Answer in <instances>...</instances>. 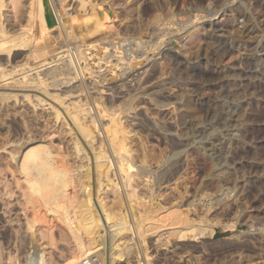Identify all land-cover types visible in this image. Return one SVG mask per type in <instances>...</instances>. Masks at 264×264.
Segmentation results:
<instances>
[{
  "label": "rangeland",
  "instance_id": "1",
  "mask_svg": "<svg viewBox=\"0 0 264 264\" xmlns=\"http://www.w3.org/2000/svg\"><path fill=\"white\" fill-rule=\"evenodd\" d=\"M29 1L8 0L11 11L7 12L5 30L8 29V32L16 33L23 28L24 23L22 21H24ZM49 1L53 3L57 12L60 8L57 7L61 5L64 9L62 11L66 15L69 14L70 17L75 18L69 4L71 0ZM101 1L104 13H107L108 19L110 18V28H114L115 31L117 30L120 33V36L124 35L130 38L131 41L136 39V41L146 43V54L140 52L141 50H135V45L130 44L129 51L134 50L130 53L131 59L134 58L133 61L135 60L137 66L134 63L130 65L133 62L131 59L124 60L116 55L113 49H107L101 44L100 46L90 43L91 47L88 42L70 44L67 37L62 35L61 40L65 39V42L62 40L63 44L69 46V48L73 46L78 48L75 50L76 48L73 47V52L76 55L68 56L65 51L60 55L44 54L36 65L47 64L38 73L40 74L38 76L49 82L56 80V89L61 96L70 93L69 89H71L72 95L79 94L81 98L86 97L87 100L95 95L100 105L109 106L112 103L119 107L122 105L129 107L136 105V103L141 106L144 105L145 110L139 111L133 125L139 136V143L142 144L140 146L150 162L156 163L165 160L167 162L164 161L166 168L170 169L169 173H174L173 178L171 177L172 179L170 178L171 180L167 182L172 186L173 193L163 196L162 201L168 205L174 200L173 197L181 196L183 201L179 209L184 212L189 210L192 218L197 221L200 218L204 224L208 222L209 225L206 224V226H210L214 233L212 238H207V235H199L195 241H191L189 245L194 250L192 256L177 264H264V239L256 235L255 226L249 228L251 232L247 239L241 238V235L247 233V223H250V221L256 222L258 226L262 224L263 227L264 225V58L262 56L264 53V0H168L169 7L160 4L159 9L156 10L157 12L159 10V13L161 12V16L171 19V23L165 26L166 41L163 44L161 43L159 48L155 47H158L157 36L162 34V25L147 26L144 17L135 20L130 10L131 8L134 10L143 7L149 12V0H124V4L126 3L125 5L129 9L126 7L122 9V7L115 4L116 0ZM157 1L162 2V0ZM168 8H170V11H167ZM88 9H85V12L89 13L94 10ZM9 16L10 19H8ZM57 16L59 19V15ZM181 19L183 21L185 19L186 22L188 20V26L184 25L186 22L183 23ZM213 21H219L216 25L226 28V31L217 30V26H212ZM182 23L185 27L182 26ZM61 24L62 22L59 20L56 25L62 27ZM244 24L249 27L248 34L245 37H234L232 30L241 25L244 26ZM20 27L22 28L20 29ZM190 30L196 34L195 39L197 40L195 42H199V45L196 42L197 46L186 53L180 52L178 55L173 53L169 49V46L170 48L172 46L170 44L176 46L177 49L181 46V43L177 41V44L174 45L175 42H171L174 38H170L172 36L170 33H183ZM29 42L34 48L43 49L45 39L35 35ZM25 51V48H21V46L19 49L14 50L13 62H22L26 56ZM122 59L125 62H122ZM73 60L76 63V66H73L77 68L73 66L70 68L66 65L68 62L73 64ZM2 62L3 60L0 63ZM48 64L56 65L51 70V68H46ZM224 67L227 68L223 70ZM74 69L78 74H75ZM123 70L129 76L123 83L125 87L122 86L121 88L119 83L122 81L119 82L118 79ZM35 77L34 79H36ZM69 77H75L73 87L69 84ZM129 78H132L133 81L131 79L129 81ZM139 83H142L143 86L146 85L144 88L147 89L149 96H146L147 99L138 98L129 101L130 98H133V95L142 91L139 88ZM74 85L79 86H76V88ZM3 90L5 92L14 91L13 88H2L0 92H4ZM26 92L34 93L39 97L42 96L36 91ZM108 92L110 93L108 94ZM9 99L6 98L10 101ZM215 102H218V106L213 105ZM181 103L183 104L181 105ZM221 103L222 106L219 105ZM179 105L187 106L191 110L188 111L196 113L203 125L200 124L198 127L190 124L184 125L180 122L178 116H175L170 121L171 123H168V114L165 108L170 106L180 107ZM2 108L0 109L2 157L7 156L6 148L8 151H12L9 149L15 151V141H23L24 138L26 139L29 136L28 134H30L29 137H40L53 146H57L55 144L58 140H62L64 136L63 132L60 134L54 133L51 128L48 129L45 125L46 128L44 129L43 124H46V121L43 122L45 118L41 113L37 115L36 121H33L34 118L28 116L29 113L25 106L20 107L23 109L20 113L23 111V115H19V111L13 114L12 109L7 108L5 110V108ZM143 111H147L149 115L152 114L158 121L167 123L163 122L164 126L157 128L148 120L144 115L145 113H142ZM17 115L20 116L19 119ZM21 116L23 117L21 118ZM24 123L26 127H24ZM38 126H43L39 128V133H37L39 131ZM22 127H24V130L29 127V133L25 136V131H21ZM28 130L26 129V131ZM170 132H175L176 136L170 135ZM12 144L13 148L10 147ZM214 144L216 145L215 151L210 148ZM1 159L0 166L3 167ZM168 165L170 166L168 167ZM218 165H222L221 171L215 169ZM1 167L0 169H2ZM10 172L7 169L3 172V174H6L4 175L6 178H4L3 184H5L4 187L7 188L6 192L8 194L4 195L6 197H4V202H7L6 205L8 202L13 204L8 205L7 209L12 208V210H8L10 213H6L9 216L6 215L5 219H12L14 222L16 219L14 216L15 211H18L21 206H19V203L15 205V201H13L18 198L19 190L16 189L15 183L11 182L10 179L13 176ZM152 177L149 178L148 182L154 186L156 180ZM5 181L7 183L9 181L7 187ZM9 184L11 185L9 186ZM8 190L11 191L8 193ZM14 190L17 193L16 195ZM206 193L223 194V200L221 199L220 203L217 202L219 204L212 203V206L209 205L208 212L206 211L208 200L204 196ZM55 223L59 224V221H55ZM58 226L60 227V225ZM10 228V226H7L6 230L4 228L0 231V233L2 232L0 234L2 242L0 241V244L4 242L1 244L2 246L0 245V249L5 254L11 251L9 250L10 237H8L12 232L9 230ZM54 230L56 231L55 228ZM6 240L7 243H5ZM53 243L55 245L52 246L53 251H60V248L65 244V240L57 237ZM237 253L240 258L235 255ZM149 255L151 260L148 261L143 258L142 264H158V254L155 255L154 252H149ZM102 257V253L98 252L74 264H87L90 261L100 264ZM53 263L72 264L73 261L68 253L64 252L60 259L55 258ZM164 264H173V262L167 259Z\"/></svg>",
  "mask_w": 264,
  "mask_h": 264
},
{
  "label": "bare ground",
  "instance_id": "2",
  "mask_svg": "<svg viewBox=\"0 0 264 264\" xmlns=\"http://www.w3.org/2000/svg\"><path fill=\"white\" fill-rule=\"evenodd\" d=\"M149 3V12L143 7L142 9L135 8L132 10L131 8L130 10L135 20L144 17L147 26L162 25V34L157 36L158 47L154 46L159 48L160 44L166 41L165 26L171 23V19H166V16H161V12L156 10L160 4L169 7V1L149 0ZM69 4L75 18L70 17L69 14L66 15L62 11L64 9L61 5L57 7H60L57 12L49 0H30L27 4L25 18L23 17L25 21H22L24 23L23 28L20 27L22 29L16 30V33H10L7 28V30L4 28L10 4L8 0H0V59L3 60L0 63V87L1 89H14L13 92H5V90L0 92V106L5 110L7 108L12 109L15 111H12L13 114L19 111V115H23L24 112L20 113V111L25 106L29 113L28 116L34 118L33 121L41 113L45 118H43V122L46 121L43 126L45 125L48 129L51 128L54 133L63 132L64 134L62 140H58L55 144L57 146H53L38 136V138L29 137V127L26 128L28 131L24 130L26 127L24 123L21 131H25L24 136L25 134L29 136L26 135L27 138H24L23 141H15V151L9 149L13 151L12 153L4 147L7 156L2 157L3 146L0 147V158L4 164L2 166L9 167L11 170L10 172L9 168L0 166L2 168L0 169V231L4 228L6 230L7 226H10L9 230L12 231L11 235L8 236L10 237V242L8 241L10 249L7 246L11 251L8 250L9 252L5 254L0 249V264H56L53 263V260L55 258L60 259L64 252H67L71 257L72 264L98 252L103 255L100 264H142L143 258L148 261L151 260L149 252L158 254V264H164L167 259L171 260L173 264H177L192 256L194 250L189 245L191 241H195L199 235H207V238H212L214 233L210 226H206L208 222L204 224L200 218L197 221L192 218L189 210L184 212L179 209L183 201L181 196L173 197L174 200L168 205L162 201L163 196L173 193L172 186L167 182L173 178L174 173L173 170L171 174L169 173L170 169L166 168L165 160V162L162 160L156 163L150 162L140 146L142 144L139 143V136L133 125L139 111L144 109V105L141 106L137 103L129 107L123 105V107H119L113 103L109 106L100 105L95 95L87 100L86 97L81 98L79 94L72 95L71 89H69L70 93L61 96L56 89V80L49 82L38 76L40 75L38 73L47 64L36 65L44 54L60 55L64 51L67 52L68 56L75 54L73 49L76 47L69 48L63 44L65 39H62L64 41L62 42V35L67 37L70 44L88 42L90 47L93 44H101L107 49H113V52L124 60L132 57L130 53L134 50L129 51L131 43V45H135V50L147 52L145 42L141 43L136 39L131 41L124 35L120 36V33L117 30L116 32L114 28H110V18L108 19L107 13H104L101 0H71ZM115 4L122 9L126 7L124 0H116ZM88 8L94 9V12H85V9ZM57 15H59V19ZM148 16L150 18H146ZM59 20L62 22V27L56 25ZM181 21L183 20L181 19ZM184 21L186 22L185 19ZM187 22L189 21L187 20ZM187 22L184 25L188 26ZM218 22L213 21L212 26H217V30L226 31V28L216 25ZM183 23L182 26L185 27ZM16 25L18 24L16 23ZM246 25L234 28L232 35L245 37L249 32V27ZM170 34L172 36L169 37H173L175 40L171 39V42H175L174 45L177 44V41L181 43L177 49L173 44H170L172 45L171 48L169 46V49L177 55L180 52H189L197 46V43L199 45V42H195L197 40L195 39L196 34L192 30ZM35 35L45 39L43 49L31 46L29 41ZM20 46L25 48L26 56L22 62H13L15 55L13 51L19 49ZM100 46L98 47L100 48ZM250 54L252 55V53ZM262 56L264 58V53ZM133 59L131 60L133 61ZM134 61L130 65L133 63L136 65ZM72 62L73 64L68 62L66 65L72 68L76 64L74 60ZM55 65L48 64L46 68L52 70ZM231 65L230 67H232ZM225 68L227 67H224L223 70ZM175 71L177 72V70ZM75 74H78L77 71ZM128 76L129 74L123 70L120 78L118 77V81H122L119 83L121 88ZM74 78L69 77L70 86L75 82ZM130 79L132 80L129 78V81H131ZM141 84L139 83V88L142 91L138 94L135 92L136 95H133L129 101L138 98L147 99L149 95L147 89L144 88L146 85ZM26 91H36L42 96L39 97ZM176 97L178 98V96ZM6 98H10V101ZM215 104L218 106V102L213 105ZM219 105L222 106V103ZM186 108L187 106L165 108L168 114V123H171L170 121L178 116L184 125L200 126L202 123L197 114L191 113V110ZM142 113H145L144 115L155 127L162 128L164 126L163 122L165 121H158L152 114H147V111ZM43 126H38L39 131L36 132L39 133V128ZM169 134L176 136L175 132ZM214 145L210 148L215 151L216 145ZM10 147L13 148V144ZM6 154L4 153V155ZM221 166L218 165L215 169L221 171ZM3 169L4 171H2ZM6 169L15 179L11 178V182L13 181L16 189L19 190L18 198L13 201H15V205L19 203L21 208L19 210L17 208L18 211L14 210L16 217L14 222L12 219H5L8 210H12V208L7 209L8 205H13L9 202L6 205L7 202H4V195H8L7 188L5 189V184H3V180L6 178L4 176L6 174L3 172ZM150 177L156 180L154 186L148 182ZM8 183L6 182V187ZM10 191L8 190V193ZM204 196L208 200V207L204 206L207 212L210 209L209 205L212 206V203L219 204V201L223 200V194L219 193H206ZM55 221H59V224ZM253 222L247 223L248 231L241 235L242 239L245 240L250 236L249 228H253V226L256 228V235L264 239V225L263 227L262 224L258 226L256 222ZM207 227L209 228L207 229ZM1 237L0 235V239ZM57 237L65 240V244L60 248V251H53L52 246H55L53 242ZM235 255L240 258L238 253ZM87 264L95 263L90 261Z\"/></svg>",
  "mask_w": 264,
  "mask_h": 264
}]
</instances>
